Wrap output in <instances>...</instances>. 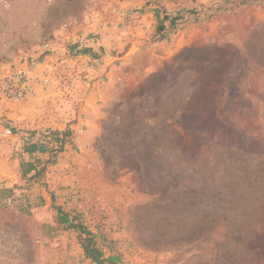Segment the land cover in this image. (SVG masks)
Here are the masks:
<instances>
[{
	"label": "rangeland",
	"instance_id": "1",
	"mask_svg": "<svg viewBox=\"0 0 264 264\" xmlns=\"http://www.w3.org/2000/svg\"><path fill=\"white\" fill-rule=\"evenodd\" d=\"M82 49L110 59L86 107L91 63L54 62ZM24 59L39 63L37 95L0 103L6 126L24 105L25 122L60 127L27 128L22 146L30 132L69 136L59 153L48 141L36 179L9 186L0 161V189L14 190L0 195V264H91L55 207L123 264H264V0H11L0 65Z\"/></svg>",
	"mask_w": 264,
	"mask_h": 264
},
{
	"label": "trees",
	"instance_id": "2",
	"mask_svg": "<svg viewBox=\"0 0 264 264\" xmlns=\"http://www.w3.org/2000/svg\"><path fill=\"white\" fill-rule=\"evenodd\" d=\"M155 18L158 22L157 31H163V24L167 20V16L165 15V17L160 19L159 14L156 13ZM170 23L173 24L174 19H171ZM79 52L82 55L94 56L89 49H82ZM49 134L50 137H46L45 134L30 132L27 137H24L26 141L22 146L21 156L25 155L27 160L21 157V164L19 166L21 180L26 178L36 179L42 174L44 168L42 167L43 165L40 162L39 156L52 151L46 145L48 141H51L53 145L57 146L58 152L54 153H59L65 145L64 139L69 136L67 131H49ZM33 139L35 141H32ZM0 195L9 198L13 195V190L0 189ZM54 210L56 212L55 224L76 232L77 241L82 249L83 256L91 264H123L120 257L113 254L111 249L105 245L104 239L100 240V236L89 231L82 224L78 223L75 218H70L69 214L64 212L60 207H55Z\"/></svg>",
	"mask_w": 264,
	"mask_h": 264
},
{
	"label": "crops",
	"instance_id": "3",
	"mask_svg": "<svg viewBox=\"0 0 264 264\" xmlns=\"http://www.w3.org/2000/svg\"><path fill=\"white\" fill-rule=\"evenodd\" d=\"M104 38L107 39V37H104ZM92 52H93V55H94L92 57L84 56V57L77 58L75 60H63V57H60L58 59L55 58L56 60L54 59L55 60L54 62L57 65V67H62L63 65H65V67L71 68V69L74 70V68L76 67V62L80 61V60H83V62H87L88 61V63H91V66L93 67V69H95V70H93L91 72L96 74L95 75L96 77H94V78L98 79V82H94L93 83V86H92L93 87V89H92L93 91L91 90V92L88 93L85 96V98H84L85 101H84L83 104H81V105H84L85 107L88 104H93L92 102L96 99V97L98 95V85H99V82L101 81L100 79L103 77L102 72H104L106 70L107 64H108V62H110V59H108L105 55L100 54V53L99 54H94L95 50H92ZM88 67H90V66H88ZM87 71L90 72V70L88 68H87ZM37 73H39V69H37ZM36 95H37V93H36ZM6 106H8V105H6ZM26 110H27V108H25L24 105H21V106H13V105H11V106H9V111L7 110L5 112L6 117L8 119L12 120V122H13L12 125L14 127H16V129L13 130V131H17V130L20 131V134L19 133L18 134H14L13 133V135L9 138L11 140V142H10L11 150L14 147V149L16 148L15 151H18V152H21L22 149L18 150L17 147L20 148V147H22V145L20 143L21 141H19V138H17V137H18V135H21V133H23V131H25L27 128L36 129V128H43L44 126H49V127H52V128L60 127L59 126L60 122L58 121L57 118H56V120L49 119V121H47V122H42L40 119L36 122L35 118H34V121H30L29 120L28 122L27 121L25 122L24 120L27 118L26 114L28 112V110H27V112H26ZM7 148L8 149H4V148L0 147V151L3 150V153H0V161L4 160V161H6V163L11 162V164H13L11 166V170L10 171L8 170V171L4 172L5 176H7L6 178L8 180L9 186H13L14 183H17V179H18L17 176H20L19 175V166L21 164V157L26 158V156L22 155L20 157V160H19V158H17V156H15L13 154L14 150H12L11 153L9 154V147H7ZM3 180H5V179H3ZM11 188L13 189V187H11Z\"/></svg>",
	"mask_w": 264,
	"mask_h": 264
},
{
	"label": "built area",
	"instance_id": "4",
	"mask_svg": "<svg viewBox=\"0 0 264 264\" xmlns=\"http://www.w3.org/2000/svg\"><path fill=\"white\" fill-rule=\"evenodd\" d=\"M10 2L11 0H0V4L4 8H8ZM64 28H67V25H64ZM89 42L81 40L77 48H87ZM91 44H94V42ZM55 46V42L49 40H45L40 44L44 58L55 50ZM38 65L39 63L33 59H24L17 66L5 67L0 65V103L20 104L34 97L40 83V78L37 75ZM42 85L44 87L49 86V79H44ZM0 128L3 138H10L13 135L12 129L6 126L1 112Z\"/></svg>",
	"mask_w": 264,
	"mask_h": 264
}]
</instances>
